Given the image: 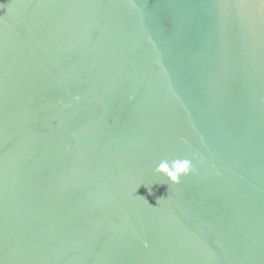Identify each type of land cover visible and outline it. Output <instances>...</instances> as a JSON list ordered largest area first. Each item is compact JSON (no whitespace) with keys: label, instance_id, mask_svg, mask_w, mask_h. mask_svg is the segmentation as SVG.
<instances>
[{"label":"water","instance_id":"water-1","mask_svg":"<svg viewBox=\"0 0 264 264\" xmlns=\"http://www.w3.org/2000/svg\"><path fill=\"white\" fill-rule=\"evenodd\" d=\"M0 264H264V0H0Z\"/></svg>","mask_w":264,"mask_h":264},{"label":"clouds","instance_id":"clouds-1","mask_svg":"<svg viewBox=\"0 0 264 264\" xmlns=\"http://www.w3.org/2000/svg\"><path fill=\"white\" fill-rule=\"evenodd\" d=\"M154 171L162 174L170 184H176L179 182L180 176L187 175L191 171V161L188 159L161 161Z\"/></svg>","mask_w":264,"mask_h":264}]
</instances>
